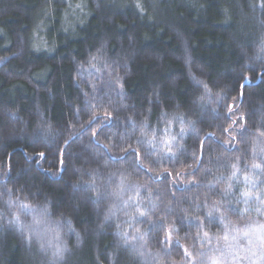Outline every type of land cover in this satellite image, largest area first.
<instances>
[{
	"label": "trees",
	"instance_id": "obj_1",
	"mask_svg": "<svg viewBox=\"0 0 264 264\" xmlns=\"http://www.w3.org/2000/svg\"><path fill=\"white\" fill-rule=\"evenodd\" d=\"M262 36L261 0H0V193L48 194L55 210L73 215L84 239L65 264H171L181 255L188 258L176 236L201 223L190 222L184 210L199 206L204 215V185L211 175L204 165L221 152L239 155L243 164L257 131L264 130V56L255 55ZM98 61L103 67L91 69ZM176 106L196 131L170 162L145 167L131 151L121 153L141 143L129 115L155 119L161 107ZM106 111L115 117L111 122ZM93 129H100L95 138ZM102 160L128 166L152 188L150 217L136 218L143 241L121 244L112 223L97 228L100 212L90 194L72 188L78 175L73 165ZM189 162L192 168L179 170ZM226 208L243 215L238 204ZM203 223L218 227L207 217ZM170 225L172 240L165 247ZM152 251L160 253L158 259L147 255ZM43 259L10 227H0V264Z\"/></svg>",
	"mask_w": 264,
	"mask_h": 264
},
{
	"label": "clouds",
	"instance_id": "obj_2",
	"mask_svg": "<svg viewBox=\"0 0 264 264\" xmlns=\"http://www.w3.org/2000/svg\"><path fill=\"white\" fill-rule=\"evenodd\" d=\"M255 55L258 59L264 56V36L256 45ZM128 120L136 126L135 138L141 142L138 146L145 167L170 162L184 148L187 135L196 131L194 121L179 106L161 107L155 119L145 115L136 121L134 115H129ZM214 159L215 162L209 159L204 165L211 173L204 185L208 190L203 194L208 200L204 215H200L199 206L184 210L190 222L201 223L191 234L176 236L191 255L188 258L181 255L171 264H240L241 258L245 264H264V130L257 131L251 155L243 164L239 155L226 156L223 152ZM192 167V162L183 163L179 170ZM73 168L78 175L72 188L83 187L90 194L93 207L100 212L97 228L112 223L113 235L121 244L143 241V227L136 218L150 217V203L154 207L148 182L129 171L128 166L110 165L107 160ZM215 190L217 195H209ZM228 204L240 205L243 215H231L226 208ZM139 210H143V215ZM205 217L214 220L218 227L203 223ZM4 225L20 236L27 248L34 247L40 253L44 258L42 264H65L73 247L83 244L82 230L73 215L55 210L54 200L48 194L0 193V227ZM147 255L158 259L160 253L152 251Z\"/></svg>",
	"mask_w": 264,
	"mask_h": 264
},
{
	"label": "snow or ice",
	"instance_id": "obj_3",
	"mask_svg": "<svg viewBox=\"0 0 264 264\" xmlns=\"http://www.w3.org/2000/svg\"><path fill=\"white\" fill-rule=\"evenodd\" d=\"M136 6H137V8H141V5L140 4H137ZM261 7L264 8V0H261ZM98 52H99V50H98ZM92 59L93 60L99 59V55L93 56ZM194 79H195V77H194ZM197 83L203 85V87L205 89V92H210L211 91V89L209 88L208 84L205 83L203 80H197ZM241 89H243V84L241 85ZM216 95L219 97L221 95V93H217ZM241 95H243V92L242 91H241ZM200 99H203V97H200ZM235 99L236 98L234 97L233 100H235ZM234 108H235V105L234 104H231L230 103V104L227 105V109H228V112L229 113H231L234 110ZM104 115H105V118H106V121L107 122H111L112 120L115 119V117L113 116V113L112 112L106 111ZM95 119H96V117L94 115L89 120L88 125L91 126V124L95 122ZM240 119L241 120H244L245 119V117H244L243 114H241ZM232 123H237V122L236 121H233ZM237 126L240 127V128H243L244 127V125H242V124H237ZM102 127H103V125H101V128ZM231 127H232V125H229V127L226 128V129H224V130L225 131H229V129ZM99 131H100V129H93V131H92V137L95 138L98 135ZM209 135H213V133H209ZM203 148H204V143H203V141H201V143H200V150H201V152L203 151ZM130 151L132 152L135 161H140V160L143 159V154H142V152H141V150L139 148L132 149V146L129 144L127 148H122L121 149V153H127V152H130ZM62 154H63V149H61V155ZM37 155H39L40 157H43L45 155V153L44 152H40ZM60 163L63 164V159H61ZM162 172L167 173L170 176L173 175V173L168 168L162 169ZM139 211H140V214L143 215V210H139ZM173 227H174L173 225H170L169 228L164 231L165 247H167V242H170L172 240V231H171V229H173ZM205 235H207V233H205ZM181 247H182L183 252H184L185 255H188V256L191 255L189 253L188 248L186 246L181 245Z\"/></svg>",
	"mask_w": 264,
	"mask_h": 264
},
{
	"label": "rangeland",
	"instance_id": "obj_4",
	"mask_svg": "<svg viewBox=\"0 0 264 264\" xmlns=\"http://www.w3.org/2000/svg\"><path fill=\"white\" fill-rule=\"evenodd\" d=\"M97 60H98V59H97ZM97 60H94V62H97ZM90 62H91V60L88 61V63H90ZM98 63H99V65H98ZM98 63L89 64V65H90L91 69H92L93 67H95V66H96V67H99L98 69H101V67H103V66H101V65H103V64H102L103 62H99V61H98ZM104 64H105V66H108V65L111 64V63H107V62L104 61ZM106 64H107V65H106ZM86 69H87V68H86ZM82 72H83V71H82ZM113 73H114V71H113V70H112V71L110 70V76H111V77H112V74H113ZM85 75H86V73H85ZM87 77H88V76H87Z\"/></svg>",
	"mask_w": 264,
	"mask_h": 264
}]
</instances>
